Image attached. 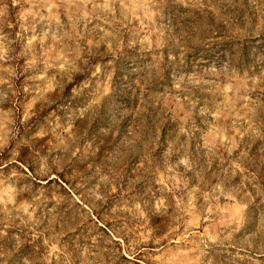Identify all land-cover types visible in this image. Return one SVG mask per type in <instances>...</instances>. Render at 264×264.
<instances>
[{
  "label": "rangeland",
  "instance_id": "obj_1",
  "mask_svg": "<svg viewBox=\"0 0 264 264\" xmlns=\"http://www.w3.org/2000/svg\"><path fill=\"white\" fill-rule=\"evenodd\" d=\"M0 264H264V0H0Z\"/></svg>",
  "mask_w": 264,
  "mask_h": 264
}]
</instances>
